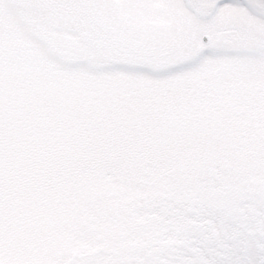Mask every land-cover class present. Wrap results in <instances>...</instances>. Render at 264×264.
I'll list each match as a JSON object with an SVG mask.
<instances>
[{
  "label": "snow or ice",
  "instance_id": "1",
  "mask_svg": "<svg viewBox=\"0 0 264 264\" xmlns=\"http://www.w3.org/2000/svg\"><path fill=\"white\" fill-rule=\"evenodd\" d=\"M0 264H264V0H0Z\"/></svg>",
  "mask_w": 264,
  "mask_h": 264
}]
</instances>
